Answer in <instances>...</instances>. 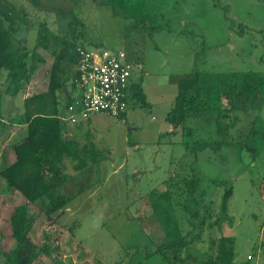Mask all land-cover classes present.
Listing matches in <instances>:
<instances>
[{
	"label": "rangeland",
	"instance_id": "obj_1",
	"mask_svg": "<svg viewBox=\"0 0 264 264\" xmlns=\"http://www.w3.org/2000/svg\"><path fill=\"white\" fill-rule=\"evenodd\" d=\"M36 1L38 6L32 0L4 4L26 17L25 27L16 24L21 53H26L25 69L43 24L61 39L75 37L78 46L141 56L142 68L134 72L137 80L142 71L146 105L130 100L123 125L94 114L89 125L79 128L74 137L78 148L90 143L95 146L94 158L103 159L85 160L84 168H76L78 160H64L67 180L53 197L63 195L68 201L51 220L30 206L40 217L31 236L36 248L29 251L27 264H165L154 253L164 233L152 215L148 195L165 191L167 185L173 187L175 216L184 232L190 228L184 204L199 217H207L191 245L196 261L190 257L187 264L215 259L223 236L232 241L233 264H264V90L250 98L236 97L237 109L231 113L224 109L229 100L223 97L232 73L264 76V0ZM73 17L82 26L75 25ZM61 48L58 45L55 51ZM37 52L45 64L31 78L35 87L29 83L24 94L16 90L21 80L10 84L7 70L0 69V122L23 114L24 95L46 87L53 56ZM195 76L201 86V110L196 115L190 112L183 128H173L165 118L174 104L177 83ZM240 84L236 81L234 89ZM61 96L57 95L60 101ZM217 118L226 127L224 135L218 132ZM15 128L9 131L13 136L24 130ZM7 131L0 134L1 149L11 154L13 142L5 140ZM196 141L222 144L193 153ZM184 179L199 181L202 204L186 201ZM230 185L229 219L219 227L209 225L220 215V199ZM21 203L22 198H0L2 253L13 247L5 221ZM0 264L9 261L0 255Z\"/></svg>",
	"mask_w": 264,
	"mask_h": 264
},
{
	"label": "trees",
	"instance_id": "obj_2",
	"mask_svg": "<svg viewBox=\"0 0 264 264\" xmlns=\"http://www.w3.org/2000/svg\"><path fill=\"white\" fill-rule=\"evenodd\" d=\"M32 1L38 6L36 0ZM4 4H7L5 0H0V15L5 17L0 20V69L7 70L10 84L21 80L23 84L16 90L21 89L23 94L27 91L26 87L29 83L35 87L31 78L37 74L40 66L45 64L43 55L37 50H43L53 56L46 87L43 90L24 95L26 110L23 114L11 118L9 121L0 122V134L3 135L8 130L5 134L6 138H4L6 141L9 138L13 142L10 154L1 149L3 141H0V198L2 201L7 198L12 200L22 198L24 200V203L13 208L5 221L13 247L9 253H2L0 250V255L4 256L9 264L17 263L18 259L21 260V264H27L29 251L33 247L36 248L31 236L36 226V218L40 217V215H33L30 206H36L39 213L45 215V220H51L53 214L62 210L68 201L63 195L53 197L54 192L67 180L64 160H78L79 164L76 168H84L87 165L85 160L96 163L103 157L94 158L95 146H90V143L78 148L77 142L64 138V122L59 119L65 115L67 105L72 102L73 91L76 90L73 82L76 62L74 52L78 46L75 37L61 39L42 24L32 56L30 55V63L25 69L26 53H21L22 49L19 47L20 39L18 38L20 28L16 24L20 22L25 27L26 17L23 11H16V7L13 5L5 7ZM10 10L13 12L10 13ZM73 21L75 25L82 26L77 17H73ZM6 22H10V24L7 25ZM58 45H61L62 48L56 52ZM79 46L84 47L81 44ZM141 61L140 58L133 63L141 67ZM141 78L135 80L133 76L128 90V103L130 100H136L142 105H146ZM198 79L199 77L196 76L179 79L174 104L165 118L173 128L179 126L183 128L187 116L192 115L190 112H195L194 115H196L201 110L199 107L201 106V86ZM69 81L72 83L70 86ZM236 81L241 83L237 90L234 89ZM68 87L70 90L67 93ZM262 90H264V76L255 73H232L225 81L223 97L229 102L228 107L224 109L231 113L233 109H237L236 97L250 98L258 95ZM58 94L62 95L61 101L57 97ZM125 120L126 114L124 115ZM16 126H24V130L19 132V135L23 136L17 143L15 140L19 139V135L13 136L12 133H9L10 129H14ZM225 128V125L218 119L217 129L220 135L225 134ZM261 129L264 132V125ZM195 143L191 148L193 153L206 148H218L222 144L218 142L213 146L212 143L203 141ZM186 147L190 148L188 143H186ZM253 156H255V152ZM167 187L165 191L153 190L148 195L152 215L164 233V241L156 247L154 253L160 255L165 264H187L190 257L196 261L195 256L191 255L190 249L194 239L199 237L207 217H199L197 211L191 212L187 204H184L183 210L189 215L186 220L190 227L184 232L175 216L173 187L170 185ZM198 188L199 181L197 179L183 180L181 189L187 197V202L203 203L204 197L202 193H198ZM232 195V186L225 187L220 199V215L209 225L215 224L219 227L224 220L229 219L227 208ZM38 201L42 204L40 205ZM43 201H48V203H43ZM149 257L150 255L146 256V258ZM233 260L232 241L223 236L218 240L216 258L212 260L209 258L204 264H233Z\"/></svg>",
	"mask_w": 264,
	"mask_h": 264
},
{
	"label": "built area",
	"instance_id": "obj_3",
	"mask_svg": "<svg viewBox=\"0 0 264 264\" xmlns=\"http://www.w3.org/2000/svg\"><path fill=\"white\" fill-rule=\"evenodd\" d=\"M74 54L76 95L59 119L78 125L100 114L124 122L128 90L139 65L131 62L124 51L77 46Z\"/></svg>",
	"mask_w": 264,
	"mask_h": 264
},
{
	"label": "crops",
	"instance_id": "obj_4",
	"mask_svg": "<svg viewBox=\"0 0 264 264\" xmlns=\"http://www.w3.org/2000/svg\"><path fill=\"white\" fill-rule=\"evenodd\" d=\"M125 52V51H124ZM126 54H127V57H128V59L131 61V62H137L138 61V59H140L141 58V56H138V55H132V54H129L128 52H125ZM132 55V56H131ZM142 60V59H141ZM142 68V67H141ZM141 73H142V71H140V75H138L137 76V78H141L142 77V75H141ZM134 77H135V75H134ZM142 88H144V86L142 85ZM69 90H70V87H68V89H67V93L69 92ZM144 90V89H143ZM72 96V95H71ZM128 110H129V107H128ZM128 110H127V112H126V117H127V114H128ZM103 116V115H102ZM10 120V119H9ZM8 120V121H9ZM90 119L87 121V122H85V123H82V124H78V125H71V124H69V123H66V122H64V138H68V139H71V140H73V141H75V142H77L78 143V141L74 138V137H76L77 136V131L79 130V128L80 127H82V126H84V125H89L90 124ZM122 125L123 124H125L126 123V120L124 121V122H121V121H119ZM68 129H70L69 130V132H68ZM85 145V144H84Z\"/></svg>",
	"mask_w": 264,
	"mask_h": 264
}]
</instances>
